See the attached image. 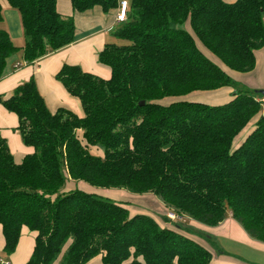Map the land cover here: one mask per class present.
<instances>
[{"label":"trees","instance_id":"trees-1","mask_svg":"<svg viewBox=\"0 0 264 264\" xmlns=\"http://www.w3.org/2000/svg\"><path fill=\"white\" fill-rule=\"evenodd\" d=\"M68 1L74 13L94 7L107 13L120 0ZM127 1L126 20L113 31L126 43L106 44L97 55L109 78L66 64L54 76L78 100L81 117L64 108L50 113L33 78L0 97L17 118L22 144L33 150L15 163L0 137L3 252H14L23 227L33 231L25 264H89L97 257L101 264H212L211 253L174 226L146 212L131 215L92 193L65 190L77 182L152 195L182 221L207 227L230 212L264 244L263 104L236 89L204 54L229 71L251 72L254 53L264 47V0ZM5 2L20 16L26 64L75 42L73 18L57 13L56 0ZM17 51L0 29V80ZM221 88L233 90L223 104L189 100ZM236 138L241 142L232 148Z\"/></svg>","mask_w":264,"mask_h":264},{"label":"crops","instance_id":"crops-1","mask_svg":"<svg viewBox=\"0 0 264 264\" xmlns=\"http://www.w3.org/2000/svg\"><path fill=\"white\" fill-rule=\"evenodd\" d=\"M223 2L230 4L235 2V0H223ZM0 6L2 12L3 9L4 11L7 10L5 11L6 15L11 21L9 25L7 24L8 28L1 29L7 32L12 44L18 48V51L6 60L0 80V97H9L16 87L33 78L37 90L44 99L50 113L64 108L81 117L82 110L78 100L68 95L63 87L55 81L54 76L62 65L66 64L78 66L83 72L104 80L109 78V69L98 63L97 55L106 44H116L113 31L118 25L115 22L117 9L103 13L100 8L94 7L84 13H74L68 0H56L57 13L64 17L73 18L75 42L32 64H26L20 49L23 47L25 41L22 25H20L21 20L19 23L18 17L10 11L12 8L7 5L5 0H0ZM3 22L4 19L2 17L0 23L2 24ZM185 28L187 31L190 30L187 25ZM12 35L17 37L19 44L16 45L13 42ZM204 54L216 63L235 83L249 87L250 89L264 91V47L254 53L255 67L251 72L245 74L229 71L208 55V53L204 52ZM232 91L231 88H221L215 91L194 93L191 96L202 94L203 98L208 101H219L220 103L217 104L219 105L231 98ZM255 99L263 104L261 115H264V97L262 99ZM17 122L16 116L0 105V137L5 140L15 163H19L25 155L33 152L31 148L22 144L20 136L16 132ZM71 185V189H73L74 184ZM76 185L78 190L86 193L102 191L101 189H93L81 182H78ZM113 192H115L114 194L119 199L126 197L122 196V191L116 190ZM129 196L136 197L134 195ZM154 202L157 206L155 212L164 207L156 198ZM161 212L164 214V211ZM162 225L174 226L178 232L209 251L212 256V264H264V244L251 239L243 228L232 219L230 212L215 227H207L190 220L180 223L162 222ZM25 230H27L25 227L21 229L17 246L9 256L3 252L4 241L0 230V264H25L28 261L34 247L35 233H30L25 238ZM96 260L99 262V259Z\"/></svg>","mask_w":264,"mask_h":264},{"label":"rangeland","instance_id":"rangeland-1","mask_svg":"<svg viewBox=\"0 0 264 264\" xmlns=\"http://www.w3.org/2000/svg\"><path fill=\"white\" fill-rule=\"evenodd\" d=\"M7 11V10H5ZM4 11L3 9V12H2V17L4 19V22L1 24L0 23V29L1 28H8V25H9V22L10 19L7 17L6 15V12ZM10 11H12L13 13H15V15L18 17V22L20 23V16L18 14V12L14 9H11ZM8 24V25H7ZM21 25V24H20ZM12 38L14 39V43L17 45L19 44V40L17 39V37L15 35H12ZM115 42L116 44L118 45H122V44H125L126 41L124 40H118V39H115ZM236 89H242V90H248L252 96H254V98H257V99H262V97H264L263 95L259 94L257 91H263V90H259V89H250L249 87H246V86H243L241 84H237V86L235 87ZM233 92L231 93V96H232ZM190 101H194V102H200V103H204V104H207V105H217L218 103H220L219 101H208L207 99L203 98L202 94H197V95H194V96H191ZM170 102V100H163V104L164 105H167L168 103ZM221 102H224V101H221ZM241 140L240 138H236L233 142V146L232 148H237L240 144ZM92 153L97 155V156H101L102 152L101 150L97 149V150H92ZM78 183V182H77ZM77 183H74V188L73 189H77ZM72 187V185H67L65 187V190H70ZM94 189V188H93ZM98 190V189H97ZM102 191H96V192H92V194H94L95 196H99L100 198H104V199H108V200H111L112 202L114 203H117V204H120L121 206L127 208L130 212V214H135L137 212H146V214L150 217H153L155 218L156 220H158V222L162 225V221L161 219H159L160 217H167L169 219V221H171L172 223L173 222H182V218H180V220L178 219H175V220H171L172 218L168 217V215H170L171 213H169L167 210L164 209V207L160 208L158 210V212L156 211L155 212V209H157V206L155 205V202H154V196L152 195H144V196H136V197H132V196H129L130 194H127L126 192H123L122 196H126L124 199H119L113 192V191H116V190H112V189H109V190H104V189H101ZM156 206V207H155ZM158 207H161V206H158ZM161 211H164V214L161 212ZM184 221V220H183ZM27 229V228H25ZM30 233H34L33 231H30L29 229L25 230V233H24V237L26 238L27 236H29ZM96 259H99V262L98 260ZM93 262H90L89 264H99L100 263V258L97 257L95 258V260L93 259L92 260Z\"/></svg>","mask_w":264,"mask_h":264},{"label":"built area","instance_id":"built-area-1","mask_svg":"<svg viewBox=\"0 0 264 264\" xmlns=\"http://www.w3.org/2000/svg\"><path fill=\"white\" fill-rule=\"evenodd\" d=\"M128 6L129 4L127 0L119 1V5H118L116 16H115V22L117 24L123 23L126 20ZM168 217L169 218L171 217L172 218L171 220H175V219L180 220V218L174 216L173 214L168 215Z\"/></svg>","mask_w":264,"mask_h":264},{"label":"water","instance_id":"water-1","mask_svg":"<svg viewBox=\"0 0 264 264\" xmlns=\"http://www.w3.org/2000/svg\"><path fill=\"white\" fill-rule=\"evenodd\" d=\"M259 94H261V95H263L264 96V91H257ZM139 105L141 106V105H143V103L142 102H140L139 103Z\"/></svg>","mask_w":264,"mask_h":264}]
</instances>
